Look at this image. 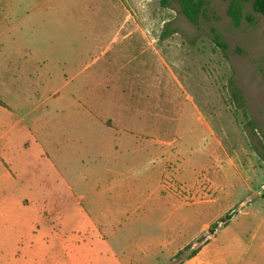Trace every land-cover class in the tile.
Returning <instances> with one entry per match:
<instances>
[{
  "label": "rangeland",
  "instance_id": "374dc122",
  "mask_svg": "<svg viewBox=\"0 0 264 264\" xmlns=\"http://www.w3.org/2000/svg\"><path fill=\"white\" fill-rule=\"evenodd\" d=\"M207 2L194 26L175 0H0L10 259L40 213L51 264H264V15Z\"/></svg>",
  "mask_w": 264,
  "mask_h": 264
},
{
  "label": "crops",
  "instance_id": "0c3cea01",
  "mask_svg": "<svg viewBox=\"0 0 264 264\" xmlns=\"http://www.w3.org/2000/svg\"><path fill=\"white\" fill-rule=\"evenodd\" d=\"M3 108H6V106H4ZM41 158L42 156L40 153L38 155V159H41ZM46 160H47V164L45 165V169L47 170V173H51V170H52V174L53 173L55 174V172H57V165H58L56 157H54L53 155L52 156L50 155L46 158ZM28 165H30V162L26 161L25 159L23 161V166H28ZM8 172L11 178L17 177L15 171L12 172L11 170L7 168V173ZM29 183L30 181L26 180L23 188L28 189ZM43 184L44 185L49 184V182L48 183L44 182ZM24 203L25 205L23 206H20L19 204V206L22 207L23 209L28 207L27 202L24 201ZM29 203L31 204L32 202L29 201ZM39 216H40V213H37L36 219H33L34 217L23 219L22 229L24 232L26 231V233H24L23 231L22 232L23 234L27 235V239L24 237L25 240L20 241L19 244L14 246V250H16L19 253V257L16 259L9 258L11 249L8 245V239H9L8 231L0 233V264H51L47 260V257L52 247V244H51L52 242L50 238L51 234H50V230H48L49 222L48 220L45 221V219L38 220L37 217ZM38 221H41V223L44 226L43 229L45 230L43 231L42 228L36 229L32 234L28 235V231L30 230L33 223H36ZM197 256L198 254H196L192 258L193 264H196L195 259L197 258Z\"/></svg>",
  "mask_w": 264,
  "mask_h": 264
},
{
  "label": "trees",
  "instance_id": "16d2710c",
  "mask_svg": "<svg viewBox=\"0 0 264 264\" xmlns=\"http://www.w3.org/2000/svg\"><path fill=\"white\" fill-rule=\"evenodd\" d=\"M179 7L180 14L186 19L190 24L197 26L201 19L207 18V0H175ZM226 3V16L229 18L233 27L238 28L241 22L244 20L249 24H253L254 18L251 14H244V5L250 4L251 9L254 13L264 15V0H222ZM169 0H160V5L162 7H167ZM214 40L218 42L219 36L213 31ZM219 46L225 48L223 43H218ZM232 89V97L235 101L242 102V97L239 90L230 83ZM0 105L2 103L0 102ZM231 218V215H226L221 221L224 224ZM213 232V231H212ZM199 250L191 252L188 258H192L197 254ZM181 251L175 256H180Z\"/></svg>",
  "mask_w": 264,
  "mask_h": 264
}]
</instances>
